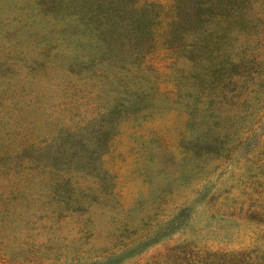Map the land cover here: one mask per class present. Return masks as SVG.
Here are the masks:
<instances>
[{
    "label": "rangeland",
    "instance_id": "rangeland-1",
    "mask_svg": "<svg viewBox=\"0 0 264 264\" xmlns=\"http://www.w3.org/2000/svg\"><path fill=\"white\" fill-rule=\"evenodd\" d=\"M199 1L0 0V264L264 262V0Z\"/></svg>",
    "mask_w": 264,
    "mask_h": 264
},
{
    "label": "trees",
    "instance_id": "trees-1",
    "mask_svg": "<svg viewBox=\"0 0 264 264\" xmlns=\"http://www.w3.org/2000/svg\"><path fill=\"white\" fill-rule=\"evenodd\" d=\"M222 0H200L193 9L195 10L194 18L196 21L203 22L208 20H214L215 15L213 10L217 8L219 10L220 2ZM229 5L235 6L236 8L234 11L230 14L229 18L227 19L228 22L232 23H242L243 21L238 20L244 16L246 17L249 12L253 13V10H251L250 3H246V0H224L222 2L221 6L224 11H227V7ZM245 19V18H244ZM219 20V18H218ZM221 21V20H220ZM219 21V22H220ZM238 41H245L248 39L247 37H236ZM215 71V68H214ZM240 76L242 77L240 79L241 84H244V82H247V79L251 76V73H248L247 71L242 72L240 70ZM205 253L206 259H211L210 263L208 264H264V262H261V258L259 254L253 255L252 253L246 252V251H236V252H230V253H220V252H209Z\"/></svg>",
    "mask_w": 264,
    "mask_h": 264
}]
</instances>
